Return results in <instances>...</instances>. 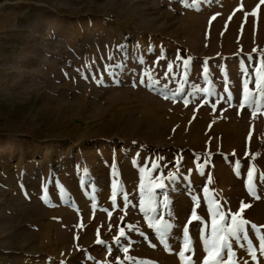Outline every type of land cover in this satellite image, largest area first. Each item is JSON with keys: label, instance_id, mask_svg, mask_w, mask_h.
I'll return each mask as SVG.
<instances>
[{"label": "rangeland", "instance_id": "obj_1", "mask_svg": "<svg viewBox=\"0 0 264 264\" xmlns=\"http://www.w3.org/2000/svg\"><path fill=\"white\" fill-rule=\"evenodd\" d=\"M261 60V0H0V264H181L185 227L202 264L205 189L264 225V110L239 107ZM257 236L237 264H264Z\"/></svg>", "mask_w": 264, "mask_h": 264}, {"label": "snow or ice", "instance_id": "obj_2", "mask_svg": "<svg viewBox=\"0 0 264 264\" xmlns=\"http://www.w3.org/2000/svg\"><path fill=\"white\" fill-rule=\"evenodd\" d=\"M261 3H264V0H261ZM255 15V12L253 13ZM215 17H213L214 19ZM179 58V57H178ZM190 64L189 60H184V68L187 70ZM169 70H171V65H169ZM242 72L247 75L246 69H241ZM205 76H207V68L204 69ZM254 78L253 79H245L243 81V90H242V97L240 102V109L248 107L253 109V115L255 116L256 111L264 110V60H261L260 67L254 70ZM146 75H149L146 73ZM143 83V80L141 81ZM155 83V82H152ZM252 83L254 85L253 89L249 88V84ZM151 86V84H149ZM202 91L209 93L210 90L205 88ZM165 99L168 98L167 95L164 96ZM232 94H228V100L231 101ZM251 134L248 137L250 141ZM235 153H233L234 155ZM239 165V161L236 162ZM145 173L148 172V169L145 168L143 170ZM264 175V174H262ZM255 177V167L252 166L249 168L247 173V189L250 194L255 195L253 180ZM149 185L153 183V181L149 178L148 181ZM156 187H164L162 183H156ZM113 205L115 206L116 200V192L119 188L118 182L114 181L113 185ZM206 199L208 202V212L211 217V230L210 235H206L205 232L208 229L209 225L203 221L202 217L197 215L195 209L192 211L191 219L192 220L200 221L203 224L201 228V239L203 241V249L206 253L202 264H237L235 259V252L232 249L231 241L233 239L239 240L244 239L248 240V227L250 226L252 231L258 233L257 239L259 240V250L262 255H264V233H260V229L264 228V225L257 226L252 224L250 221L246 220L243 217V212L247 207L250 205L241 202L240 209L235 212H224L221 208V205L216 202L213 198L207 196L208 189H205ZM140 194H141V201H140V210L145 214V218L149 220V227L154 228L157 233L160 235L161 242H165V233L172 227L171 224L165 222L163 218L157 219L155 215L149 217L148 213L156 212V208L152 206L153 204V189L152 187H146L144 183V177L141 178L140 184ZM125 200L127 201V195L125 194ZM194 202L198 206V199L193 198ZM147 202V207L145 204ZM165 206L167 205V201L164 202ZM109 217H111V212L108 213ZM131 227V226H129ZM124 229H120V236H124ZM184 245L183 249L178 253L180 258L181 264H194L192 261L191 256H186V252H190L192 250L191 245L192 241L188 235V229L185 227L184 229ZM117 242H119V238H116ZM97 243H104L103 241L97 239ZM249 245H251V241H249ZM123 251L125 253L128 252L127 248H124ZM249 255L252 257L253 260L257 259L256 249L249 247L248 248ZM126 259H132L131 257H127Z\"/></svg>", "mask_w": 264, "mask_h": 264}, {"label": "bare ground", "instance_id": "obj_3", "mask_svg": "<svg viewBox=\"0 0 264 264\" xmlns=\"http://www.w3.org/2000/svg\"><path fill=\"white\" fill-rule=\"evenodd\" d=\"M74 149H75V147H73V146H72V147H70V148H69V152H67V153H66V156H67V155H69V154H71V153H72V151H73Z\"/></svg>", "mask_w": 264, "mask_h": 264}]
</instances>
